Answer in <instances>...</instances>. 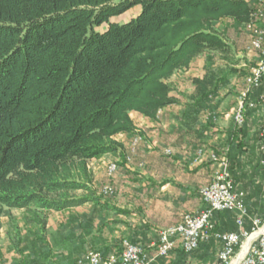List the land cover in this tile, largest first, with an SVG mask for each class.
<instances>
[{"label":"trees","instance_id":"16d2710c","mask_svg":"<svg viewBox=\"0 0 264 264\" xmlns=\"http://www.w3.org/2000/svg\"><path fill=\"white\" fill-rule=\"evenodd\" d=\"M260 6L258 0H0V228L3 218L12 223V210L44 231L50 212L99 205L89 162L123 151L115 137L135 132L130 113L155 120L176 104L167 81L193 59L215 53L235 65L215 25L249 24ZM134 7L140 8L134 19L110 23ZM103 25L104 32L94 30ZM226 71L194 79V103L212 97ZM251 98H264V84ZM248 112L235 131L246 128ZM263 158L264 151L262 167ZM222 214L235 220L232 212ZM213 243L174 255L199 259L202 249L215 252Z\"/></svg>","mask_w":264,"mask_h":264},{"label":"crops","instance_id":"0c3cea01","mask_svg":"<svg viewBox=\"0 0 264 264\" xmlns=\"http://www.w3.org/2000/svg\"><path fill=\"white\" fill-rule=\"evenodd\" d=\"M230 43L237 46L235 39H230ZM234 54L236 63L233 66L220 65L221 59L214 54H204L193 59L188 69L176 72L168 81L172 93L179 91V97L171 94L176 104L162 109L155 120L130 113L135 132L118 135V139H115L122 144L123 152L89 162L91 166L96 161L109 160L118 167L113 200L101 199L99 205H84L92 210L86 212L88 214L84 218L88 224L99 223L101 233L109 231L114 234L112 240H105L106 248L121 250V239L149 248L157 243L158 230L177 224L185 214L200 212L205 208L199 190L206 184L213 165L208 157L197 161L200 149L206 155L212 152L228 153L230 144L233 187L245 194L248 218L244 221V229H251L250 218L264 217V167L259 165L263 141L258 140L264 122V104L246 111V128L240 132L233 129L231 118L235 95L244 90V78L257 59L256 56H245L238 49ZM207 58H211V62H207ZM219 69L227 71L215 83L211 92L216 97L215 102L209 105H206V101L194 103L192 96L195 87L192 81L203 79L208 71L216 72ZM228 71L233 73L227 74ZM249 100L257 101L252 98ZM204 110L215 114L202 117ZM214 115L218 116L215 125L209 122L215 120ZM209 116L211 119H208ZM138 133L144 137L145 142L139 145L133 162L127 163L124 155L128 152L125 154L124 151ZM167 151L169 155H165ZM95 212H104L106 216H98L99 220L95 222ZM213 222L216 231L239 232L231 215L216 213ZM213 244L215 252L202 249L199 259L181 260L174 255V251L169 258L159 259L156 264H216L220 249L217 248V242Z\"/></svg>","mask_w":264,"mask_h":264},{"label":"built area","instance_id":"2783aa9c","mask_svg":"<svg viewBox=\"0 0 264 264\" xmlns=\"http://www.w3.org/2000/svg\"><path fill=\"white\" fill-rule=\"evenodd\" d=\"M252 31L249 50L257 53V61L244 79V91L240 93L237 104L231 113L233 124L243 126L247 109H254L264 104V99L249 101V93L264 84V1L263 6L256 8L252 20L247 24ZM214 120V119H213ZM259 137L264 140V122L259 130ZM137 140L134 141L137 145ZM170 152H165L169 155ZM206 156L204 150L197 152V161ZM213 165L210 180L199 190V196L205 208L196 213H188L181 220L168 228L157 231V243L149 248H142L121 242V252L107 258L99 253H92L82 258L78 264H156L159 259H167L179 249L184 253L196 250L200 244L214 240L220 245L217 258L221 264H264V218H250L251 229H244L248 218L244 204V193L234 191L229 172L227 151L221 154L207 153ZM264 165V158L261 161ZM113 166L110 172L114 171ZM105 188L103 195L111 194ZM232 212L238 233H221L216 231L213 217L216 213Z\"/></svg>","mask_w":264,"mask_h":264},{"label":"rangeland","instance_id":"374dc122","mask_svg":"<svg viewBox=\"0 0 264 264\" xmlns=\"http://www.w3.org/2000/svg\"><path fill=\"white\" fill-rule=\"evenodd\" d=\"M258 1L263 3L264 0ZM139 12L140 8L134 7L118 17L110 19V23L125 24L134 19ZM106 28L107 26L103 25L95 28L94 30L97 32H104ZM215 28L231 46L233 53H235L238 49V51L243 52L245 56L251 55L250 57L256 56V59L258 58L256 52L249 50L253 33L247 24L239 25L231 19H225L216 23ZM230 39H235L237 46L230 43ZM214 55H217L220 58L218 54L214 53ZM234 56L235 54L231 57V61L233 62L236 61ZM208 61L211 62V58H207V62ZM221 61L222 63H219L220 65L222 64L224 66L227 64V62L225 63L222 59ZM167 84L170 86L168 81ZM171 94L179 97V91L177 90L173 93L171 92ZM212 95L213 97H211V99L208 98L203 100L206 101V105L215 102L216 97L214 98V94ZM239 95L240 94L235 95L236 99L234 100L231 108L235 107L237 104L236 102ZM261 106L262 104H259L257 107ZM205 109H207V107H205ZM212 114L215 113L210 110H204L201 116L207 117V115ZM216 115H214V121L208 120L213 125L217 122L216 117L218 116ZM208 119H211L210 116ZM140 133L136 134V136L132 138L127 146V150L124 151L125 154L128 152L126 155L123 154L125 162L127 163L130 161L133 162V158L136 155L139 145H142L145 142L144 137ZM115 139H118V136H116ZM135 140L138 141L137 145L134 143ZM262 151H264V146ZM205 157H207V155ZM113 166L115 169L110 172V169ZM88 168L93 177L92 188L96 191L97 196L105 201L113 200L115 195L114 181L118 168L117 165L109 160H102L96 161L91 166L89 165ZM211 175L212 173L210 174L206 184L210 180ZM105 188L111 189L112 193L103 195ZM91 211L92 210L88 205H83L81 207L69 209L60 213L50 212L47 216L46 227L44 231H41L37 225H27L24 222L25 213L22 210H12V223H10L6 218L1 220L0 264H78L82 258L92 253H99L103 256V258H107L112 254H119L121 250H113V248L109 249L105 246L107 245L105 240L107 238L112 240L114 235L113 233H110L109 231L101 233L99 223L93 225L92 223L88 224L87 221H85V216H87V214ZM95 216V222H98V216L104 217L106 214L101 212L100 214L96 213ZM121 241L123 240L121 239Z\"/></svg>","mask_w":264,"mask_h":264}]
</instances>
